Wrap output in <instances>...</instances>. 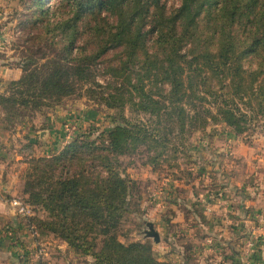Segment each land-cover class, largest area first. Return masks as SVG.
Here are the masks:
<instances>
[{"label":"trees","instance_id":"trees-1","mask_svg":"<svg viewBox=\"0 0 264 264\" xmlns=\"http://www.w3.org/2000/svg\"><path fill=\"white\" fill-rule=\"evenodd\" d=\"M32 2L41 11L45 0ZM42 11L27 22L40 29L27 36L32 57L0 94L3 120L12 125L86 94L115 111L114 126L105 140L80 135L59 156L31 155L24 202L48 219L29 218L26 228L61 239L91 264H175L150 244L118 240L133 187L119 159L141 147L168 149L208 121L243 131L236 100L264 118V0H178L173 9L163 0H59ZM100 63L105 84L95 80Z\"/></svg>","mask_w":264,"mask_h":264},{"label":"rangeland","instance_id":"rangeland-1","mask_svg":"<svg viewBox=\"0 0 264 264\" xmlns=\"http://www.w3.org/2000/svg\"><path fill=\"white\" fill-rule=\"evenodd\" d=\"M163 1L168 9L178 7V0ZM58 4L59 0H45L41 11L44 14ZM41 11L33 6L32 0H0V94L7 82L21 77L26 59L32 57L29 53L32 39L27 36L40 33V29L29 30L27 22H33ZM101 66V63L97 66L95 80L105 84ZM235 102L246 116L241 132L219 120L208 121L203 130L173 138L168 149L148 152L141 147L134 155L119 159L121 168L133 181L130 213L118 231L120 242L150 244L156 258H169L175 264H182L186 257L188 264H243L247 256L255 255L254 248L260 245L264 230L245 228L238 217L253 211L257 200L262 201L264 211V118L246 106L245 100ZM113 112L97 106L83 94L65 99L53 109L28 112L8 125L0 107V227L15 224L27 229L34 238L35 251L39 249L35 253L36 262L49 258L53 264H91L92 260L81 257L51 234L42 235L33 227L26 228L27 220L14 214L9 202L26 200L23 191L31 172V155L59 156L80 135L96 142L101 136L105 140V132L114 126ZM124 116L147 121V117L127 110ZM70 123L75 124V129H70ZM68 133L70 138L64 145ZM29 140L31 148L27 147ZM158 152L162 155L156 159L157 165L149 164V159ZM228 184L235 187L226 190ZM29 206L33 220L48 219L43 209ZM254 221L250 219V227H255ZM259 223L264 226V217ZM147 224H152L158 233V243L145 237ZM17 243L23 245L20 240ZM40 250L44 251L42 257ZM236 252L240 256H235Z\"/></svg>","mask_w":264,"mask_h":264},{"label":"crops","instance_id":"crops-1","mask_svg":"<svg viewBox=\"0 0 264 264\" xmlns=\"http://www.w3.org/2000/svg\"><path fill=\"white\" fill-rule=\"evenodd\" d=\"M49 135V131L47 132ZM53 134V131H50V135ZM42 140V138H40ZM228 187H232V189L235 186H232V184H228L226 186V190H228ZM259 204V205H258ZM262 201L257 200L253 204V211H246L245 214L242 216H239L241 223L244 225L245 228L255 229L258 232L264 230V226L260 225V218L264 217V211L262 210ZM258 205V207H257ZM249 212H251V217H249ZM256 215V216H255ZM256 218V219H254ZM250 219L255 220L254 223L256 224L255 227L249 226ZM262 223V222H261ZM12 227V228H11ZM11 227H0V264H53V260H50L49 258H41L39 262L35 261V253L39 250L34 249V238L32 237V234L29 233L27 229H25L22 225L20 226H14ZM261 239L260 245L257 246V248H254L255 255L247 256L245 260L243 261V264H264V236ZM17 240H20L23 245H20L17 243ZM233 240H235L233 238ZM15 243V244H14ZM25 249L27 250L25 252ZM62 249V247H61ZM234 249V248H233ZM63 251V250H62ZM179 252V251H178ZM26 254V255H25ZM180 254V252L178 253ZM238 257L240 256L239 253H235ZM23 255H25V258H23ZM44 251H42L43 256ZM38 256V255H37ZM159 259L165 260L164 257H160ZM183 262V261H182Z\"/></svg>","mask_w":264,"mask_h":264},{"label":"built area","instance_id":"built-area-1","mask_svg":"<svg viewBox=\"0 0 264 264\" xmlns=\"http://www.w3.org/2000/svg\"><path fill=\"white\" fill-rule=\"evenodd\" d=\"M69 126H70V129H72V130L75 129L74 128L75 124L70 123ZM67 132H69L68 128H67ZM69 138H70V135L68 133V137L65 139V141H64L65 144L64 145L68 144L67 140ZM9 204L12 207V210H13L14 214L17 215L18 217L23 218L25 220H27V219L32 217V215H33L32 208L28 204H25L24 202H22L21 200L14 199V200L10 201ZM42 251L43 250L39 251V255H42Z\"/></svg>","mask_w":264,"mask_h":264},{"label":"water","instance_id":"water-1","mask_svg":"<svg viewBox=\"0 0 264 264\" xmlns=\"http://www.w3.org/2000/svg\"><path fill=\"white\" fill-rule=\"evenodd\" d=\"M148 231L145 232V237L146 238H151L153 242L158 243L159 242V235L158 233L154 230L152 224H147Z\"/></svg>","mask_w":264,"mask_h":264}]
</instances>
